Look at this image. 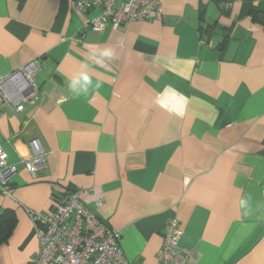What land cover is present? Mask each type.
I'll use <instances>...</instances> for the list:
<instances>
[{"label":"crops","instance_id":"crops-1","mask_svg":"<svg viewBox=\"0 0 264 264\" xmlns=\"http://www.w3.org/2000/svg\"><path fill=\"white\" fill-rule=\"evenodd\" d=\"M95 15L74 0H0V74L37 60L41 89L23 112L0 104V144L19 167L15 199L0 195L16 222L0 264H32L27 210L79 190L132 264H158L171 219L191 264H264V0H163L157 19L103 32L86 26ZM105 48L100 66L89 54ZM81 71L91 84L76 97ZM34 138L48 152L36 176L20 164Z\"/></svg>","mask_w":264,"mask_h":264},{"label":"built area","instance_id":"built-area-1","mask_svg":"<svg viewBox=\"0 0 264 264\" xmlns=\"http://www.w3.org/2000/svg\"><path fill=\"white\" fill-rule=\"evenodd\" d=\"M163 0H74V9L97 15L86 20V26L103 32L108 24L114 28L128 22H147L162 14ZM37 60L12 73L0 74V104L23 112L35 104L41 93L35 76ZM31 157L20 164L33 176L46 168L48 152L42 141H30ZM18 165L9 162V154L0 144V195L15 199L13 183ZM86 193L73 191L54 210H27L38 238L39 248L32 264H132L120 245V232L108 225L87 206ZM183 229L177 219L166 223L163 244L157 253L158 264H191V251L180 245Z\"/></svg>","mask_w":264,"mask_h":264},{"label":"clouds","instance_id":"clouds-1","mask_svg":"<svg viewBox=\"0 0 264 264\" xmlns=\"http://www.w3.org/2000/svg\"><path fill=\"white\" fill-rule=\"evenodd\" d=\"M89 47H95L94 45H90ZM90 58L96 62V64L100 66H104L105 62L108 60H112L114 58V53L112 49L105 48L102 51L99 52V56L96 52H91ZM84 68L88 67L87 63L83 64ZM91 84V78L87 73L84 71H81L77 75L73 76L70 82H68V87L72 93L75 94L76 97H79L81 95V92H87V85ZM101 83L97 82L95 89H99L101 87ZM239 206L241 209L245 210V215H247V209H248V200L246 198H242L239 201Z\"/></svg>","mask_w":264,"mask_h":264},{"label":"trees","instance_id":"trees-1","mask_svg":"<svg viewBox=\"0 0 264 264\" xmlns=\"http://www.w3.org/2000/svg\"><path fill=\"white\" fill-rule=\"evenodd\" d=\"M15 223V219L6 213L0 216V245L8 241L15 227Z\"/></svg>","mask_w":264,"mask_h":264}]
</instances>
